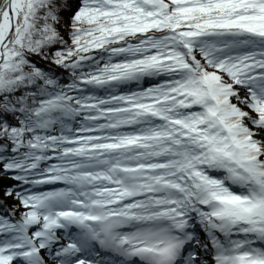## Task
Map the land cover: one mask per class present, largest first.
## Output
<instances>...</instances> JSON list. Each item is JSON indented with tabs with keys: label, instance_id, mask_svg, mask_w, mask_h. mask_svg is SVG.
Returning <instances> with one entry per match:
<instances>
[{
	"label": "snow or ice",
	"instance_id": "obj_1",
	"mask_svg": "<svg viewBox=\"0 0 264 264\" xmlns=\"http://www.w3.org/2000/svg\"><path fill=\"white\" fill-rule=\"evenodd\" d=\"M76 2L0 7V264H264V0Z\"/></svg>",
	"mask_w": 264,
	"mask_h": 264
},
{
	"label": "trees",
	"instance_id": "obj_2",
	"mask_svg": "<svg viewBox=\"0 0 264 264\" xmlns=\"http://www.w3.org/2000/svg\"><path fill=\"white\" fill-rule=\"evenodd\" d=\"M6 3H7V0H0V7H3ZM78 3H79V0H77V2L72 5V11H75V8L78 6ZM72 11L62 13V16H63L62 25L63 26H61L59 30L64 35L65 39H68V27L67 26L71 22L70 18L72 15ZM157 35H159V33ZM32 59L35 62H37L39 66H43L45 68L49 67L48 62L41 60L39 57L33 56ZM52 67L55 69L57 74L60 75L61 79L66 78V73L63 69L55 68L54 65ZM14 183H16V182L9 180L7 177H0V199H3L2 192H3L4 187L13 185ZM18 203H19L18 201H15V200L8 198V199H6V202L3 205V208L12 209L13 205L18 204ZM3 208H0V211H3ZM23 211H24L23 208H21L19 211H17L16 215H15V219H19L20 213Z\"/></svg>",
	"mask_w": 264,
	"mask_h": 264
},
{
	"label": "rangeland",
	"instance_id": "obj_3",
	"mask_svg": "<svg viewBox=\"0 0 264 264\" xmlns=\"http://www.w3.org/2000/svg\"><path fill=\"white\" fill-rule=\"evenodd\" d=\"M48 187H50V186H45V188H48Z\"/></svg>",
	"mask_w": 264,
	"mask_h": 264
}]
</instances>
